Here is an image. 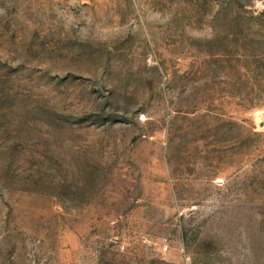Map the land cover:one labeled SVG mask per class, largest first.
I'll list each match as a JSON object with an SVG mask.
<instances>
[{
    "label": "rangeland",
    "instance_id": "rangeland-1",
    "mask_svg": "<svg viewBox=\"0 0 264 264\" xmlns=\"http://www.w3.org/2000/svg\"><path fill=\"white\" fill-rule=\"evenodd\" d=\"M0 264H264V0H0Z\"/></svg>",
    "mask_w": 264,
    "mask_h": 264
}]
</instances>
